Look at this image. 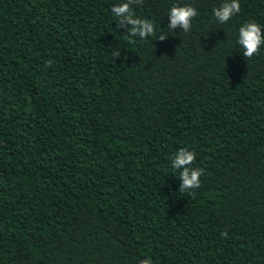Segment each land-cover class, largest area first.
<instances>
[{
    "label": "trees",
    "instance_id": "trees-1",
    "mask_svg": "<svg viewBox=\"0 0 264 264\" xmlns=\"http://www.w3.org/2000/svg\"><path fill=\"white\" fill-rule=\"evenodd\" d=\"M122 2L0 0V264H264V46L237 43L264 0L226 24L224 0H144L156 36L134 43Z\"/></svg>",
    "mask_w": 264,
    "mask_h": 264
},
{
    "label": "clouds",
    "instance_id": "clouds-1",
    "mask_svg": "<svg viewBox=\"0 0 264 264\" xmlns=\"http://www.w3.org/2000/svg\"><path fill=\"white\" fill-rule=\"evenodd\" d=\"M144 0H123L122 3L112 7L111 11L116 18L117 26L126 29L129 43H134L135 39H147L156 36V27L149 19L139 18L135 15V8L142 6ZM241 11L240 0H224V2L213 9V14L220 24L228 23L235 15ZM199 15L197 9L191 5L180 6L174 4L168 13L167 29H182L188 33L192 29V21ZM166 34H160L158 40L167 39ZM156 39V40H157ZM237 43L242 48L243 56L251 59L260 53L264 46V28L256 22H247L238 30ZM112 55L119 57L120 49H112ZM48 66H51L49 62ZM196 152L188 148L179 149L171 160V167L179 171L181 181L179 191H191L198 189L201 185L203 169L193 167L196 160ZM227 232H222L221 236L226 237ZM139 264H152V260L143 259Z\"/></svg>",
    "mask_w": 264,
    "mask_h": 264
}]
</instances>
